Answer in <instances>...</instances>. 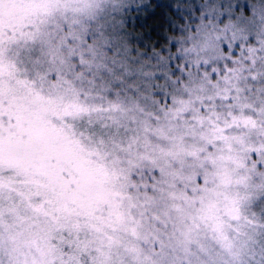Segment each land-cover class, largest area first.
<instances>
[{
	"label": "snow or ice",
	"instance_id": "snow-or-ice-1",
	"mask_svg": "<svg viewBox=\"0 0 264 264\" xmlns=\"http://www.w3.org/2000/svg\"><path fill=\"white\" fill-rule=\"evenodd\" d=\"M0 264H264V0H0Z\"/></svg>",
	"mask_w": 264,
	"mask_h": 264
}]
</instances>
